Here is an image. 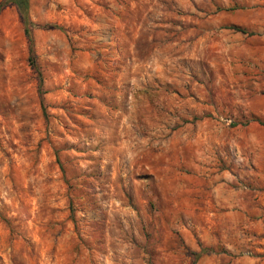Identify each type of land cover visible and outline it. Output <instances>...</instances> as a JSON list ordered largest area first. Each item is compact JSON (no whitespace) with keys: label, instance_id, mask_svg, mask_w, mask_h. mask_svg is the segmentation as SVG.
Listing matches in <instances>:
<instances>
[{"label":"rangeland","instance_id":"obj_1","mask_svg":"<svg viewBox=\"0 0 264 264\" xmlns=\"http://www.w3.org/2000/svg\"><path fill=\"white\" fill-rule=\"evenodd\" d=\"M29 17L43 106L0 14V264H264V0Z\"/></svg>","mask_w":264,"mask_h":264},{"label":"trees","instance_id":"obj_2","mask_svg":"<svg viewBox=\"0 0 264 264\" xmlns=\"http://www.w3.org/2000/svg\"><path fill=\"white\" fill-rule=\"evenodd\" d=\"M9 6H15L19 14L23 26V33L28 43V64L37 74L38 94L40 98V104L43 106V80L36 60L34 39L32 34V30L36 27V25L30 20L29 17V0H0V14L5 8ZM230 29L242 34H246L245 30L236 26H231Z\"/></svg>","mask_w":264,"mask_h":264}]
</instances>
